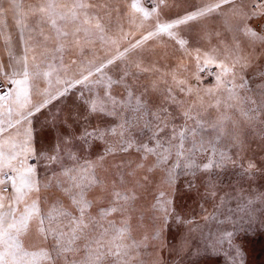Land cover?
<instances>
[{
  "label": "snow or ice",
  "instance_id": "6c2138e0",
  "mask_svg": "<svg viewBox=\"0 0 264 264\" xmlns=\"http://www.w3.org/2000/svg\"><path fill=\"white\" fill-rule=\"evenodd\" d=\"M163 7L167 0H157L151 10L141 0H131L126 9L124 0H34L27 5L0 0V264H159L153 255L159 246L152 241L160 239L174 212L168 194L159 191L152 205L160 216L152 217L151 236L142 220L137 228L131 222L148 174L162 169L160 185L169 187L179 174L193 179L208 174L205 186L214 195V172L239 168L251 178L259 171L251 160L246 166L240 160L246 129L264 137V67L249 77L253 61L235 38L205 50L190 47L181 32L189 22L216 16L226 31L238 32L254 49L264 44V24L257 31L249 21L264 17V0H208L167 21L161 19ZM150 19L146 34L123 50L117 47L104 57L93 50L99 43L107 52L108 46L127 39L131 33L125 31V21L141 29ZM210 35L204 32L202 38ZM162 36L181 51L174 67L162 69L152 59L156 53L147 42ZM85 49L91 59L83 58ZM184 57L195 62L193 70ZM212 67L217 69L214 85L199 87L200 73ZM144 76L150 78L147 84L141 82ZM69 89L80 101L77 110L62 116L57 107L52 115L66 129L60 134L63 155L60 144L37 153L33 117L66 99ZM93 117L117 119L101 127L91 122ZM93 141L107 145L95 161L81 155ZM133 152L139 156L134 168L132 161H121L113 165L114 179L99 176L98 169L107 171L106 157ZM34 160L59 165L60 171L41 179ZM138 170L146 174L139 177ZM193 187L189 181L188 188ZM257 201L264 202V193L250 195L243 207ZM97 204L106 206L93 215ZM117 214L119 222L111 219ZM176 220L188 223L179 215ZM221 240L208 237L203 251H215ZM200 252L198 247L192 254Z\"/></svg>",
  "mask_w": 264,
  "mask_h": 264
},
{
  "label": "rangeland",
  "instance_id": "374dc122",
  "mask_svg": "<svg viewBox=\"0 0 264 264\" xmlns=\"http://www.w3.org/2000/svg\"><path fill=\"white\" fill-rule=\"evenodd\" d=\"M28 3L34 0H27ZM157 2V1H156ZM246 4H250L252 0H245ZM131 3V0H124V7ZM141 5L149 10L154 5L153 0H141ZM173 18L161 12V19L167 21ZM250 25L260 31L261 24H264V17L249 21ZM152 20L145 21V27L137 29L129 26L125 21V31L131 35L121 40L118 45L108 46L107 52L104 47L97 43L94 51L98 57L112 55L115 49L119 47L121 50L129 44L135 42L142 34H146V30L151 28ZM204 32L211 35L204 39ZM219 33V35H216ZM186 39L190 42V47H201L207 49L212 46H218L223 43L231 44L234 38L240 41V47L243 49L242 54L250 55L253 61V67L249 69L247 75L250 77L256 67H264V44H256L254 49L249 47L245 38L238 32L226 31L220 23L219 26L210 29L209 26H203L200 21L189 22L188 25L182 26V32ZM152 45V50L156 55L152 56L153 60H158V66L164 69V65L174 67L181 59V51L167 36L158 37L147 42ZM161 53H166L167 58H163ZM75 58V57H73ZM83 58L91 59V51L85 49ZM132 58H136V54H132ZM184 63L188 65L189 70L194 69L195 62L188 57H184ZM166 70V69H165ZM217 71L212 67L206 72L200 73L201 81L199 87H212L215 83L212 73ZM153 79L155 77H152ZM149 77H142V83L147 84ZM192 84L197 82L192 79ZM161 87H164L161 85ZM70 95L61 101H54L49 109L43 110L37 115L35 123L36 132V150L39 153L42 149L51 152L54 145L60 144L61 154L63 155V142L60 134L66 132L60 126L59 120L52 121V115L56 112V108L61 109V115H65L71 111H76L80 101L73 94V90L69 89ZM153 96L155 94H152ZM116 117H93L92 123L99 124L101 127L107 124H114ZM55 125V126H53ZM73 131H79V125H73ZM245 143L243 145V153L240 163L246 166L251 160L255 163L259 171H255L249 178L242 175L239 168L228 167L227 170L217 171L211 175L212 182L215 186V194L208 192L205 182L209 179L208 174L197 173L195 179L190 175L179 174L175 183L169 187L160 185V181L164 176L162 169H156L148 174V183L145 188L138 191V199L134 205L136 211L132 214V225L137 228L139 224H143V230L151 236L153 229V216H160L159 211H154L152 205L155 203L156 196L159 191H164L172 200L171 207L174 212L169 216L167 226L163 227L159 240L152 241L158 245V251L153 253L159 257V264H264V202L256 203L244 208L247 198L256 193H264V137L259 134H253L252 130L246 129L244 136ZM107 145L101 141H93L90 148L86 152H82V156L95 161L97 157L103 154ZM236 150L233 149V152ZM132 161L131 168L135 167V162L139 160L137 153L133 152L126 155H116L106 157L103 169H98L101 178L114 179L117 169L114 164L121 161ZM153 162V158L149 157L148 164ZM32 163L37 165V171L41 179L45 175H51L52 171L59 172V165L48 166L47 161L34 160ZM65 163H70L65 160ZM83 163V161H81ZM171 163V161L169 162ZM147 166V165H146ZM125 171L129 170L126 166ZM144 170H138L137 175L143 177ZM192 181L194 187L189 189L188 182ZM95 190L89 193V198L96 194ZM223 200V203L221 202ZM104 204L94 205L91 209L95 215L100 207ZM179 215L183 221L188 223H177L176 216ZM214 217V218H213ZM111 219L120 221L121 217L117 214ZM157 223H162L157 221ZM228 233H232L229 238ZM137 234V233H134ZM208 237L213 239L222 238L221 242L216 245L215 251H203V246ZM186 243L184 250L178 254L177 250ZM201 248L199 255H193V250Z\"/></svg>",
  "mask_w": 264,
  "mask_h": 264
},
{
  "label": "crops",
  "instance_id": "0c3cea01",
  "mask_svg": "<svg viewBox=\"0 0 264 264\" xmlns=\"http://www.w3.org/2000/svg\"><path fill=\"white\" fill-rule=\"evenodd\" d=\"M153 1L154 3H156L157 0H153ZM22 2L25 3V5L28 4L27 0H22ZM207 2L208 0H167V7H163L162 11L164 14L172 16L173 18L171 19H174L177 16H183L186 13V11L193 10L194 6H200ZM171 19H168V20H171ZM200 23L205 27L209 26L210 29H214V27H217L220 25L221 18L214 16L207 20H200ZM8 24L12 31L13 41L16 43V48H17V51L19 52L20 45H19V41L17 40V33H16L15 26H14V21L12 20L11 15H9ZM2 55H3V49L0 48V56ZM37 115L33 117V127L36 126L35 123L37 120L36 119Z\"/></svg>",
  "mask_w": 264,
  "mask_h": 264
}]
</instances>
